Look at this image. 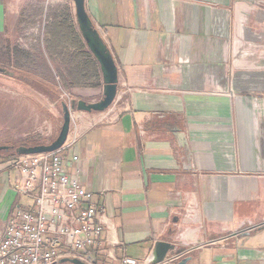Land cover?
<instances>
[{
  "label": "crops",
  "instance_id": "obj_1",
  "mask_svg": "<svg viewBox=\"0 0 264 264\" xmlns=\"http://www.w3.org/2000/svg\"><path fill=\"white\" fill-rule=\"evenodd\" d=\"M50 2L76 15L73 0ZM86 10L119 75L106 110H72L79 137L61 151L103 207L94 264H153L159 240L175 247L160 264H264V225L240 232L264 221V0H86ZM74 91L83 98L71 101H100L103 74ZM15 157L0 158V238L26 202Z\"/></svg>",
  "mask_w": 264,
  "mask_h": 264
},
{
  "label": "built area",
  "instance_id": "obj_2",
  "mask_svg": "<svg viewBox=\"0 0 264 264\" xmlns=\"http://www.w3.org/2000/svg\"><path fill=\"white\" fill-rule=\"evenodd\" d=\"M78 137L75 134L71 138L69 133L57 151L14 158L13 165L20 171L16 192L26 202L16 205L10 213L0 238V264H66L70 262L64 259L73 258L94 264L102 251L103 207L93 201V193L83 188L78 175L67 170L61 154ZM263 225L264 221L240 232ZM124 263L138 261L126 257Z\"/></svg>",
  "mask_w": 264,
  "mask_h": 264
},
{
  "label": "rangeland",
  "instance_id": "obj_3",
  "mask_svg": "<svg viewBox=\"0 0 264 264\" xmlns=\"http://www.w3.org/2000/svg\"><path fill=\"white\" fill-rule=\"evenodd\" d=\"M1 1L6 27L0 31V66L6 73H0V145L49 144L57 138L63 124L62 104L71 107L72 96L83 98L72 84L73 72L78 69L77 62L71 60V50H58L52 57L46 47L45 26L51 17L60 14V7L53 8V0ZM75 23L78 24L76 15ZM18 47L26 50L27 58L19 54L14 62H9V54L18 52ZM11 152L14 150L2 153ZM20 202H24V197Z\"/></svg>",
  "mask_w": 264,
  "mask_h": 264
},
{
  "label": "water",
  "instance_id": "obj_4",
  "mask_svg": "<svg viewBox=\"0 0 264 264\" xmlns=\"http://www.w3.org/2000/svg\"><path fill=\"white\" fill-rule=\"evenodd\" d=\"M73 2L75 4L76 17L82 36L101 66L104 80L103 98L95 103H88L84 100L76 102L74 100L71 103V107L66 103H63V124L59 135L51 143L19 147L0 145V152L14 150L17 155H31L57 151L63 147L69 137L72 123V110L77 108L78 110L83 111L101 112L110 107L116 99L119 80L118 67L86 10V0H73ZM0 73H6V69L0 66ZM8 74L14 76V72L9 71ZM184 137V133H180L178 137L179 143L182 146L186 145ZM174 252L175 247L172 243L166 240H159L155 244L153 263L157 264L164 261L169 255L174 254ZM179 253L180 251L176 250V254ZM63 262H70L71 264H87L85 261L78 258L64 259ZM184 262L187 263V259Z\"/></svg>",
  "mask_w": 264,
  "mask_h": 264
},
{
  "label": "trees",
  "instance_id": "obj_5",
  "mask_svg": "<svg viewBox=\"0 0 264 264\" xmlns=\"http://www.w3.org/2000/svg\"><path fill=\"white\" fill-rule=\"evenodd\" d=\"M60 14L51 17V21L47 22L44 29L46 38V47L50 56L56 55L58 50H64L68 53L72 52L71 60L77 62L72 77L73 87H98L102 85V73L100 65L95 55L89 50L78 24L75 23V14L70 10L69 6L60 7ZM45 42V40H44ZM54 52V54H53ZM20 54L21 58H27L28 53L25 49L18 47L14 55L9 54V62H14L16 55ZM3 152V151H2ZM0 158L17 156L14 152L2 153Z\"/></svg>",
  "mask_w": 264,
  "mask_h": 264
}]
</instances>
